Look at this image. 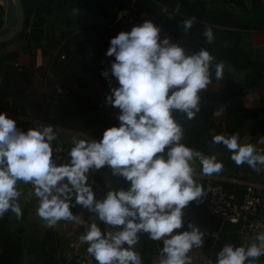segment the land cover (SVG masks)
Listing matches in <instances>:
<instances>
[{"label":"clouds","instance_id":"1","mask_svg":"<svg viewBox=\"0 0 264 264\" xmlns=\"http://www.w3.org/2000/svg\"><path fill=\"white\" fill-rule=\"evenodd\" d=\"M195 19H183L185 33ZM161 31L146 19L111 38L106 52L115 57L111 76L109 70L102 75L118 82L106 101L119 109L120 123L105 129L100 139L73 135L68 162L60 163V157L54 156L62 151L59 127L39 124L25 131L7 112H0V217L9 211L18 219L23 215L18 188L23 181L32 185L37 215L47 227L61 220L85 223L72 211L74 205L94 214L79 240L87 244L86 251L97 264H143L135 248L142 233L162 241L158 264H192L189 253L204 244L205 232L194 222L176 230L184 228L185 207L206 196L196 177L219 173L224 165L216 154L182 142L183 125L174 113L192 120L201 109V90L212 83L213 69L220 80L225 66L214 63L208 49L191 52L170 37L162 38ZM203 35L208 43L215 38L211 26ZM259 142L264 144V136ZM212 143L230 150L237 165L246 163L256 172L264 171V149L242 143L239 133L214 134ZM105 165L130 185L116 188L106 181L105 195L97 198L89 173ZM97 221L106 227L102 230ZM261 256L264 231L247 244L225 243L214 264H258Z\"/></svg>","mask_w":264,"mask_h":264},{"label":"trees","instance_id":"2","mask_svg":"<svg viewBox=\"0 0 264 264\" xmlns=\"http://www.w3.org/2000/svg\"><path fill=\"white\" fill-rule=\"evenodd\" d=\"M23 4L26 11L24 31L10 42L0 43V104L6 109L19 111L24 116L41 121H49L48 118L56 107H73L81 112L100 107V104L106 100L105 91L119 86L117 81L110 82L102 75V71L111 66L115 59L114 56H107L106 52L111 38L117 34L106 36L105 28L99 25H90L78 31L79 37L93 40V48L97 51L98 60L92 63L90 58L76 52L73 30L67 29L55 33L52 24L61 19L69 5L70 11L79 8L94 9L99 17L104 16L112 20L114 11L111 2L109 0H23ZM209 4L208 0H176L177 16L174 18H170L163 8L165 0H125L124 5L119 7L122 10L133 6L138 13L154 14L161 29L173 34L180 29V18L195 17L193 27L190 29L195 39V51L206 48L215 57L214 63L222 62L228 66L224 68L223 76L228 80L226 87L218 91L201 92V109L192 120L186 119L183 113H174L176 120L185 130L184 143L205 154L214 134L239 133L240 135L246 130L253 139L259 140L260 136H264V109L247 108L242 98L244 91L257 77L258 66L241 53L238 43L242 31L264 30V1L221 0L215 1L213 5L209 6ZM227 5L233 6L240 12L232 11ZM0 11L4 12L1 5ZM206 26H211L214 32L215 38L211 43H208L203 35ZM17 40L24 42L21 50L31 57L27 67H20L17 64L19 50L6 49ZM39 49L42 50L44 58V63L40 67L36 65V53ZM243 71L247 72L246 75L239 78L236 73ZM37 78H41L44 82L45 100L35 103L29 99V90ZM216 81L218 80L213 69L212 83ZM118 112L119 109L114 107L112 119L116 126L120 123ZM216 112L223 114V118L218 122ZM17 127L25 131L29 129L26 122H22ZM121 183L125 189L130 185V182L123 177ZM222 183L236 192L239 197L246 192V188L237 184ZM202 185L206 192V196L200 202L203 213L211 219L220 220L208 208L210 201L208 182L205 181ZM98 223L102 230L106 227L102 222ZM204 238L203 251L213 262L222 246L230 243L226 232H219L214 236L213 232L206 231ZM8 241L12 243L9 238ZM60 243L61 239L57 231L54 228L47 230L39 245V249L46 256L45 264L66 262L59 256ZM135 248L141 254L144 263L147 255V234H141V240ZM258 264H264V256L258 258Z\"/></svg>","mask_w":264,"mask_h":264},{"label":"crops","instance_id":"3","mask_svg":"<svg viewBox=\"0 0 264 264\" xmlns=\"http://www.w3.org/2000/svg\"><path fill=\"white\" fill-rule=\"evenodd\" d=\"M109 1L114 11V18L112 20L104 16L99 17L94 9L79 8L70 11L69 5L66 8V13L61 19L52 24L55 33H61L63 30L67 29L73 30L75 33L74 47L76 52L81 56L90 58L92 63H96L98 60L97 51L93 48L92 38L83 39L79 37L78 31H80L81 28H86L90 25H99L105 28L104 34L110 36L118 34L120 31H130L134 25L140 24L146 19L152 20L159 26V22L154 14L150 12L138 13L133 6L120 10L119 7L124 5L125 0ZM215 1L220 2L221 0H208L211 5H213ZM249 1L250 0H247V2ZM0 5L4 8V12L0 11V34H5L10 30L6 24V1L1 0ZM227 6L232 11H237L233 6ZM163 8L167 11L170 18L177 16V11L175 9L176 0H165ZM239 12L240 11H237V13ZM182 21L183 19L180 18V29L176 34L161 29V37H170L173 42L180 44L184 43L187 50L195 52L192 44L193 33L191 30L187 33L183 31ZM98 29L100 28L98 27ZM238 43L241 53L258 66L257 77L244 91L242 96L243 101L247 108L264 109V30L242 31ZM23 44L24 42L21 40L13 42L11 45L7 46L6 49L8 51L19 50L20 56L17 64L20 67H27L31 62V57L28 53L21 50ZM43 63V52L39 49L36 53V65L40 67ZM224 66L227 67L226 65ZM110 69L111 66L105 69L109 70V75L111 72ZM246 73L247 72L243 71L237 72L236 74L239 78H243ZM227 82L228 80L224 77L222 80L210 84L208 88L202 89L201 92L205 90H221L226 87ZM105 94L107 98L110 94V90L107 92L105 91ZM29 96V99L35 103L45 100V86L41 78L35 80L29 90ZM113 108L114 106L107 103L106 100L105 107L100 106L82 112L73 107H56L47 122L49 125L60 128L58 135L59 144H68L70 137L77 132L85 135L87 139H100L102 138L104 130L114 125L112 119ZM222 118V113L217 115V122ZM240 141L242 143H253L258 149H264V144H261L259 140L253 139L246 130L241 132ZM53 142L57 143L56 141ZM182 142L184 143V136ZM206 154H216L217 159L223 162V170L210 176L200 174L196 179L203 184L207 181V178L213 177L220 182L237 184L246 189L247 187H252L262 200V211L264 213V171L256 172L246 163L237 165L231 159L230 150L221 147L220 144H213L212 139L209 142ZM199 171L200 169L197 170V172ZM89 176L97 198H102L105 195L107 190L106 181L111 182L116 188H124L121 183V176L109 175L102 168L90 171ZM18 188L21 191L19 203L23 215L18 219L14 213L9 211L5 213L4 216L0 217V264H45L46 256L39 249V245L47 230L50 228H54L61 239L59 256L62 259L68 260L76 254V252L87 247L86 243L79 240V236L85 231L87 224L91 222L94 216L93 213L81 205H74L72 206V211L74 214L82 215L85 223L81 224L73 221L61 220L57 225L47 227L44 221L37 215L38 198H36L34 194L30 195L32 191L23 181L18 182ZM189 222H194L199 225L204 232H213L214 236H217L219 232H226L229 236L230 243L234 245L246 244L235 226L221 220L207 217L201 209L200 202L191 201L189 205L185 207L184 228L177 229L176 231L185 230ZM8 238L12 243L8 241ZM3 242L4 244H1ZM204 245L205 242L200 247H194L189 253V255L192 256V264H214V262L205 255L203 251ZM162 247V241L150 240L147 236V255H145L143 264H158L161 255L160 249Z\"/></svg>","mask_w":264,"mask_h":264},{"label":"built area","instance_id":"4","mask_svg":"<svg viewBox=\"0 0 264 264\" xmlns=\"http://www.w3.org/2000/svg\"><path fill=\"white\" fill-rule=\"evenodd\" d=\"M100 106L105 107V101L102 102ZM0 112H7L10 117L17 121V126H19L22 122L28 123L29 128L38 127L39 124L49 125L47 121H41L30 116H24L19 111L6 109L1 104ZM73 135L87 139L86 136L80 132L74 133ZM71 137L68 144H60L62 149L61 152H54V156L60 157V160L58 161L60 163H66L70 160L68 151L72 146ZM56 146L57 143L53 142V147L55 148ZM102 169L109 175H112V170L107 165H105ZM207 182L210 197L208 208L210 212L223 222L235 226L239 235L246 244L255 239L257 232L264 231L262 200L252 187H247L246 192L242 195V197H239L236 192L228 189L218 179L209 177L207 178ZM26 185L31 191H33L30 183ZM86 249L87 247L79 250L63 264H97L95 259L87 253Z\"/></svg>","mask_w":264,"mask_h":264},{"label":"water","instance_id":"5","mask_svg":"<svg viewBox=\"0 0 264 264\" xmlns=\"http://www.w3.org/2000/svg\"><path fill=\"white\" fill-rule=\"evenodd\" d=\"M6 1V24L10 30L0 34V43H8L17 38L26 26V11L23 0Z\"/></svg>","mask_w":264,"mask_h":264},{"label":"rangeland","instance_id":"6","mask_svg":"<svg viewBox=\"0 0 264 264\" xmlns=\"http://www.w3.org/2000/svg\"><path fill=\"white\" fill-rule=\"evenodd\" d=\"M19 40H17L16 42H18ZM192 44H193V46H194V44H195V39H193V41H192ZM182 45H184V43L182 44ZM186 47V46H185ZM187 48V47H186ZM228 67V66H227ZM110 75H111V72H110Z\"/></svg>","mask_w":264,"mask_h":264}]
</instances>
